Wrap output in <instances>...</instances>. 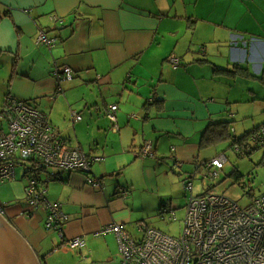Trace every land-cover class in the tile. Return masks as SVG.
<instances>
[{"label":"crops","instance_id":"1","mask_svg":"<svg viewBox=\"0 0 264 264\" xmlns=\"http://www.w3.org/2000/svg\"><path fill=\"white\" fill-rule=\"evenodd\" d=\"M262 2L0 0V104L11 94L49 109L62 138L101 157L93 172L106 185L94 188L84 173L72 171H57L58 178L46 184L47 198L61 202L70 217L65 239L85 235L81 248L61 246L58 233L46 230L45 209L28 215V205L4 203V218L38 264H121L116 234L98 231L117 223L139 235L145 214L134 207L141 194L157 191L160 169L174 176L170 168H177L175 177L189 173L188 167L199 170L200 160L210 158L202 149L204 134L214 123L229 122L238 137L264 124V115L253 126L238 106L232 107L231 93L216 98L223 71L240 66L259 80L264 69ZM245 16H251V25L242 28ZM41 31L56 39L51 47L37 41ZM170 55L181 59L177 69L172 65V74L165 66ZM65 65L73 69L74 79L58 81L55 67ZM111 105L119 107L120 130L107 115ZM73 111L82 118L74 120ZM239 121L250 127L241 135L231 130ZM147 140L154 156L142 159L138 154ZM141 182L147 188H140ZM121 186L129 188L128 196L121 195Z\"/></svg>","mask_w":264,"mask_h":264},{"label":"built area","instance_id":"2","mask_svg":"<svg viewBox=\"0 0 264 264\" xmlns=\"http://www.w3.org/2000/svg\"><path fill=\"white\" fill-rule=\"evenodd\" d=\"M55 40L41 31L37 41L51 47ZM168 61L174 68L181 64L176 55H170ZM54 72L58 81L74 79L70 66H56ZM118 109V105H111L107 111L116 130H119ZM50 116L49 109L11 94L0 105V184L16 180L17 165H26L23 177L28 178L25 188L28 215L39 208L45 209L46 230L58 233L61 246L81 248L86 244L85 235L65 239L63 229L70 217L63 211L61 202L47 198L46 184L58 178L57 171H72L84 173L89 185L103 188V180L93 172L94 163L101 157L90 156L82 148L71 146L56 132ZM72 116L74 120L82 118L75 111ZM237 138L233 134V141ZM249 140L264 145V126ZM233 148L240 152L242 145L236 143ZM153 156V144L147 141L138 157ZM227 162V156L221 154L205 164L218 174ZM185 188L191 195L186 205L183 231L178 237L146 223L139 224V239L116 223L102 228L101 233L117 234L122 264H264V194L243 207L223 194L194 195L193 181L186 183ZM123 194L127 195L128 191L123 189ZM0 214H6L1 200ZM167 214L170 215L168 219H177L175 211L163 207L161 216L164 218Z\"/></svg>","mask_w":264,"mask_h":264},{"label":"rangeland","instance_id":"3","mask_svg":"<svg viewBox=\"0 0 264 264\" xmlns=\"http://www.w3.org/2000/svg\"><path fill=\"white\" fill-rule=\"evenodd\" d=\"M261 5L264 6V2H262ZM243 10L244 6L241 5L237 7L238 17ZM256 17L259 18L258 12H256ZM250 25L251 16L243 17L240 22V26L242 28H247ZM261 53L264 54V51H261ZM239 56L240 55L238 54L234 57ZM232 57L233 56L231 55V59ZM220 65L225 66L223 65L222 59L220 60ZM146 66L151 67V63H147ZM165 66L168 69L167 73L172 74V72L174 71L172 64H170L169 61H166ZM207 69L209 70V72L213 73L214 67L212 65H207ZM251 70L256 73L255 75L259 74V72H256L254 66H252ZM2 74L3 72L0 71V80L2 78ZM6 75L7 72L5 73V76ZM220 79L222 81L219 83V95L216 98L223 99L224 97L226 98L227 94L231 93L232 97L235 98L232 107L238 106L240 111L246 114V120L251 122L253 126H256L257 122L261 120L264 115V87L258 84V82L260 83V81L251 76H242L239 74V76L237 77L225 72L221 74ZM215 85L216 82H212V90L215 89ZM252 90L257 93L255 94ZM228 116L231 117L230 114ZM236 123L237 122H235L234 124ZM234 124L231 125V130H235L236 132H238V135L243 134L244 131H248L250 128L243 126L241 121H239L236 125ZM113 125L114 129L116 130L114 122ZM117 125L120 130L118 118ZM231 142V139H228L226 141L218 142L213 145H206L202 149V151H204L207 156H210V158L208 157L207 160H211L214 156L216 157L221 154H225L227 156L228 162L225 164L224 170H220L218 174H214L215 172L213 169H208L206 164L203 162L204 160H200L199 170L195 171L193 168L186 166L190 171H188L189 173L186 174L183 173L182 176L178 174V176L175 177V174L177 175V168H170L172 169V172H174V176H167L163 174L164 168L160 169V184L157 191H155V193L145 192L141 194L137 200V205L134 207L139 210V212H143L145 214L143 220L149 222L148 225L156 227L166 234H170L175 237L180 236L183 231L184 218L186 216V205L191 195V191L186 190L185 184L191 181H193L194 195H201L207 192L223 194L243 207L248 206L255 198L263 195L264 145L257 146V144L253 142V140H249V144L257 147L254 151L251 152V154H242L235 148H233V146H231ZM26 170V165L22 163L18 164L16 167L17 179L0 184V199L2 203L6 204L7 207L18 203H24L25 207L28 205L25 191V188L28 184V178L23 177ZM178 170L184 171V169ZM235 171L239 172V174L242 175V178L239 182H237L235 178L231 176V174ZM100 178L102 179V177ZM90 186L97 188L93 185ZM105 186L106 185L104 183V187L100 188V190H104ZM140 188H147V184L145 182L142 184L141 182ZM123 189H126L128 191L127 195L123 194ZM119 190L123 197H126L130 194L129 188H127L126 186H121ZM163 206L167 207L169 210L175 211L177 219L174 221L168 219L170 216L169 214H167L168 217L164 216L163 218L161 216ZM140 223L144 222L140 221L139 224ZM121 226L123 227V225ZM102 228L98 231V234L109 233H101ZM124 230L127 231L125 228ZM127 232L130 233L129 231ZM134 237L139 239L141 237V233ZM122 262L123 259L121 260V264Z\"/></svg>","mask_w":264,"mask_h":264},{"label":"water","instance_id":"4","mask_svg":"<svg viewBox=\"0 0 264 264\" xmlns=\"http://www.w3.org/2000/svg\"><path fill=\"white\" fill-rule=\"evenodd\" d=\"M0 264H38L16 229L0 214Z\"/></svg>","mask_w":264,"mask_h":264},{"label":"trees","instance_id":"5","mask_svg":"<svg viewBox=\"0 0 264 264\" xmlns=\"http://www.w3.org/2000/svg\"><path fill=\"white\" fill-rule=\"evenodd\" d=\"M218 70L222 71L223 69L218 68ZM227 72H230L233 74L239 73L242 76H250V74H249L250 72L246 71L243 67H240V66H239V70H236V71L235 70L234 71L228 70ZM253 76L257 77V75H253ZM258 78L262 82V84L264 85V69L262 70V72L258 76ZM263 126H264V124H262L261 126H258L254 130L246 133L245 135H243L241 137H238L235 141H233V133L230 132V123L229 122L223 121V122L214 123L213 125H211V127L204 134L205 137H204L203 143L206 146V145H213V144H216L217 142H223V141H226L228 139H231V141H232L231 146L234 147V145L236 143H239L242 145V150L240 151V153L251 154V152L254 151L257 146H259V144L256 143L257 146L255 147V146L249 144L248 141H249L251 135ZM231 176L234 177L237 182H239L242 178V175L239 174V172H237V171L233 172L231 174ZM3 205L5 207L4 203H3ZM141 222L149 224V222H147V221H141Z\"/></svg>","mask_w":264,"mask_h":264}]
</instances>
